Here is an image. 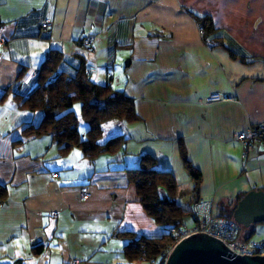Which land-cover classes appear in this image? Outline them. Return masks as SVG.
<instances>
[{
    "label": "crops",
    "instance_id": "obj_1",
    "mask_svg": "<svg viewBox=\"0 0 264 264\" xmlns=\"http://www.w3.org/2000/svg\"><path fill=\"white\" fill-rule=\"evenodd\" d=\"M192 13L213 19L224 47L204 39ZM51 50L63 54L62 68L84 62L93 82L135 100L140 120L110 125L127 138L116 155H62L50 136L29 132L43 113L21 109L15 95L38 88ZM11 86L0 102V264H152L130 263L121 235H164L126 172L145 154L175 178L178 202L191 203L184 149L202 175L199 197L214 199L218 216L264 191V154L243 160L236 140L264 124V0H0V98ZM216 92L232 99L206 103ZM241 234L264 242V222Z\"/></svg>",
    "mask_w": 264,
    "mask_h": 264
},
{
    "label": "trees",
    "instance_id": "obj_2",
    "mask_svg": "<svg viewBox=\"0 0 264 264\" xmlns=\"http://www.w3.org/2000/svg\"><path fill=\"white\" fill-rule=\"evenodd\" d=\"M192 15L199 23L204 39L212 46L224 47L222 35L213 19L195 13ZM63 63L64 57L59 50L49 51L38 73V88L29 96L15 95L21 109L43 113L40 125L29 132L37 137L50 136L62 155L68 154L74 148L81 149L88 161H94L105 154L116 155L127 138L120 135L102 142L104 125L112 121H139L135 100L124 92L113 89L110 84L100 85L93 82L84 62L70 70L62 68ZM21 78H18L17 85ZM12 90L13 86L5 89L0 102ZM76 105H80L79 113L74 109ZM81 119L88 125L84 136L79 128ZM182 156L186 170L194 182L191 209H185L178 202L179 190L175 178L169 172L160 170L154 157L142 155L137 168L126 170L145 212L164 231L160 238L122 233V237L130 239L124 248V256L130 263L161 260L163 251L173 244L170 229L181 227L186 223L187 217L195 220L193 206L200 198L202 175L187 159L184 149ZM0 195L3 199L4 193L0 192ZM244 196L238 197L237 204ZM225 218L233 220V213ZM239 228L240 231L246 229L241 226ZM239 237L244 241L250 240L248 235L243 237L240 234ZM40 250L35 249V252L39 253Z\"/></svg>",
    "mask_w": 264,
    "mask_h": 264
},
{
    "label": "built area",
    "instance_id": "obj_3",
    "mask_svg": "<svg viewBox=\"0 0 264 264\" xmlns=\"http://www.w3.org/2000/svg\"><path fill=\"white\" fill-rule=\"evenodd\" d=\"M50 20H45L41 23V30L48 31L51 26ZM93 37H84L82 44L85 48L91 49L93 46ZM1 47L3 50L7 49L4 40H1ZM222 93H211L206 98V103H218L231 100ZM236 140L239 141L243 147L242 159L247 160L252 153L262 152L264 154V124L259 126H251L248 129L239 132L236 135ZM57 175H55L56 177ZM89 190L87 187L80 189V197L85 200L89 197ZM2 198L0 195V206ZM214 199L210 197H200L193 206V214L195 223L193 226H188L184 223L179 228H171L173 244L169 246L161 255V260H151L152 264H166L167 258L183 239L195 233H206L214 238L222 241L227 248L240 256H264V242L248 240H241L239 237V225L234 221L214 213ZM73 261L71 264H76Z\"/></svg>",
    "mask_w": 264,
    "mask_h": 264
},
{
    "label": "water",
    "instance_id": "obj_4",
    "mask_svg": "<svg viewBox=\"0 0 264 264\" xmlns=\"http://www.w3.org/2000/svg\"><path fill=\"white\" fill-rule=\"evenodd\" d=\"M233 220L246 229L264 222V191H251L237 204ZM166 264H264V256L236 255L220 240L195 233L177 244Z\"/></svg>",
    "mask_w": 264,
    "mask_h": 264
},
{
    "label": "rangeland",
    "instance_id": "obj_5",
    "mask_svg": "<svg viewBox=\"0 0 264 264\" xmlns=\"http://www.w3.org/2000/svg\"><path fill=\"white\" fill-rule=\"evenodd\" d=\"M74 109H75L76 113H79L80 112V105H76L74 107ZM114 122L115 121H112V122H109V123H107V124L104 125V136H103L102 142L107 141L110 138H114L116 136V133L114 131L115 128H113V126H110ZM79 128H80L81 134L84 136V134H85V132H86V130L88 128V125H87V123L84 120L81 119L80 120ZM182 195L183 196H186V193L184 192ZM181 204L183 205V207L185 209H189L190 208V203L188 201L182 200L181 201ZM185 221H186L187 224H192L191 217H187L185 219ZM240 234H241V231H240V228H239V236H240Z\"/></svg>",
    "mask_w": 264,
    "mask_h": 264
}]
</instances>
